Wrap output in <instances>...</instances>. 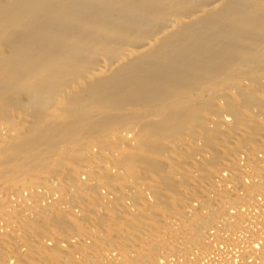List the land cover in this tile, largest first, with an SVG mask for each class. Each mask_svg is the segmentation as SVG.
<instances>
[{"label": "bare ground", "instance_id": "6f19581e", "mask_svg": "<svg viewBox=\"0 0 264 264\" xmlns=\"http://www.w3.org/2000/svg\"><path fill=\"white\" fill-rule=\"evenodd\" d=\"M0 264H264V0H0Z\"/></svg>", "mask_w": 264, "mask_h": 264}]
</instances>
